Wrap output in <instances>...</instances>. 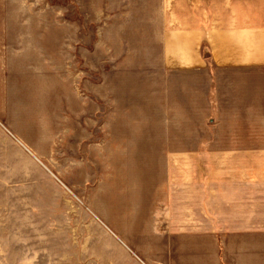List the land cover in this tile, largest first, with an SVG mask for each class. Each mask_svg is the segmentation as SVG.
<instances>
[{
    "label": "rangeland",
    "instance_id": "1",
    "mask_svg": "<svg viewBox=\"0 0 264 264\" xmlns=\"http://www.w3.org/2000/svg\"><path fill=\"white\" fill-rule=\"evenodd\" d=\"M162 31L160 0H0V264H165L166 152L222 129Z\"/></svg>",
    "mask_w": 264,
    "mask_h": 264
},
{
    "label": "crops",
    "instance_id": "2",
    "mask_svg": "<svg viewBox=\"0 0 264 264\" xmlns=\"http://www.w3.org/2000/svg\"><path fill=\"white\" fill-rule=\"evenodd\" d=\"M160 1L174 92L187 81L188 100L210 123L219 109L222 129L166 152L164 263L264 264V0Z\"/></svg>",
    "mask_w": 264,
    "mask_h": 264
}]
</instances>
